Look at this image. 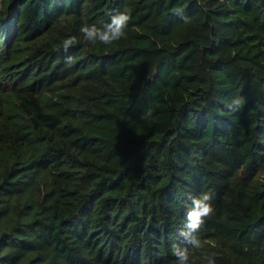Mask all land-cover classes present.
Masks as SVG:
<instances>
[{
    "label": "trees",
    "instance_id": "obj_1",
    "mask_svg": "<svg viewBox=\"0 0 264 264\" xmlns=\"http://www.w3.org/2000/svg\"><path fill=\"white\" fill-rule=\"evenodd\" d=\"M125 10L126 39L84 40ZM202 192L196 249L180 233ZM177 248L264 264V0H0V264Z\"/></svg>",
    "mask_w": 264,
    "mask_h": 264
},
{
    "label": "clouds",
    "instance_id": "obj_2",
    "mask_svg": "<svg viewBox=\"0 0 264 264\" xmlns=\"http://www.w3.org/2000/svg\"><path fill=\"white\" fill-rule=\"evenodd\" d=\"M132 20L131 11L125 10L111 15V23L105 24L103 28H98L96 25L84 24L80 27V33L83 35L84 40L95 45L97 42L100 44L111 46L122 39L127 38V29ZM187 22V20H185ZM79 41L76 36H70L62 42L65 52L77 44ZM72 57H66V62L71 63ZM242 101H235L234 104L239 106ZM192 207L188 212V223L186 224V231H182L180 235L184 237L185 242L193 248L200 249L203 244L199 237L200 230L204 227L205 221L210 219L215 214V209L212 205V195L208 192H202L199 197L189 196ZM177 257L176 264H188L189 255L187 249L177 248L175 253ZM215 253L205 255L207 264H216L213 258Z\"/></svg>",
    "mask_w": 264,
    "mask_h": 264
}]
</instances>
